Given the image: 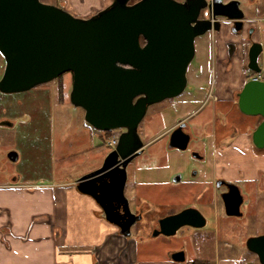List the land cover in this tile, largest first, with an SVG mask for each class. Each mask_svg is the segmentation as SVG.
Masks as SVG:
<instances>
[{"label": "water", "instance_id": "obj_1", "mask_svg": "<svg viewBox=\"0 0 264 264\" xmlns=\"http://www.w3.org/2000/svg\"><path fill=\"white\" fill-rule=\"evenodd\" d=\"M243 16L236 0H112L89 17H77L41 0H0V54L4 60L0 92L26 91L71 72L69 101L83 109L85 122L100 131L123 129L101 167L75 180L76 189L98 202L97 172L118 165L120 196L124 167L142 144L138 124L150 105L185 89L187 67L195 53L194 38L218 31L221 21L241 28ZM261 51L259 42L250 44L247 66L264 75V66L257 63ZM237 108L245 115L261 117L250 139L255 147L264 148V79L252 77L243 83L237 92ZM182 139L171 144L185 148L187 136ZM8 158L16 160L17 153L9 151ZM235 194L233 209L222 196L227 215L241 214L237 188ZM107 202L103 205L105 217L118 224L109 217L111 199ZM191 215L197 220H189ZM132 223L125 225L122 234H130ZM160 223L168 226L162 232L169 235L184 224L202 226L204 218L197 209L187 208ZM245 247L264 264V232L247 237ZM174 259L181 261L183 256Z\"/></svg>", "mask_w": 264, "mask_h": 264}, {"label": "rangeland", "instance_id": "obj_2", "mask_svg": "<svg viewBox=\"0 0 264 264\" xmlns=\"http://www.w3.org/2000/svg\"><path fill=\"white\" fill-rule=\"evenodd\" d=\"M41 1L50 4L55 2V0ZM68 1L74 4L73 8L68 7L70 12L86 13L88 10L105 6L109 0ZM212 43L213 40L207 34L197 36L194 41L195 54L187 67L185 89L174 97L166 98L148 107L139 125V133L145 142L183 116H192L188 122L191 123L197 136H200L202 130L211 133V130L219 128L215 126V122H211L212 111L218 106L215 96H219L216 89L211 92L209 87L210 76L214 69L211 62ZM3 68L4 60L0 54V76ZM71 83L72 74L67 71L60 78L36 85L26 91L0 92V116L15 120L11 129H0V182H10L12 176H15L17 181L27 182H46L53 176L56 180L71 179L96 163L101 150L105 152L110 150L111 147L105 139L117 129L104 132L87 124L83 118V109L74 107L69 101ZM241 87L240 84L238 88L230 86L228 89L227 102L235 111H239L237 92ZM218 117L224 122L222 114ZM251 120L254 128L261 117L253 116ZM162 142V140L155 141L143 154L134 158L132 165L138 166V176L146 179L157 177L158 174L163 173L160 170L162 166L165 175L169 177L178 170L180 162L190 158L185 152L175 151L164 154L161 148ZM9 151L17 153L16 160L8 158ZM211 151L208 144L205 154L209 159L212 155ZM152 162L157 168L155 172L149 168ZM250 181L241 182L243 191L249 198V202L244 203L242 207V216L226 217L222 214L221 202L215 195L214 208L220 215L217 221H213L212 224L210 222L211 230L210 226L204 230L209 229L208 241L203 239L201 243L199 238L195 240V251L198 249L200 252L201 249L210 258L216 242L220 247V255L237 256L239 264H245L247 258L255 264H260L257 256L245 247V239L264 232V175L261 179L255 178ZM166 198L165 202L178 201L172 195ZM179 200L182 201L183 198ZM40 216L39 219H42L43 215ZM202 235L204 234L200 236ZM7 237L6 234L5 238Z\"/></svg>", "mask_w": 264, "mask_h": 264}, {"label": "crops", "instance_id": "obj_3", "mask_svg": "<svg viewBox=\"0 0 264 264\" xmlns=\"http://www.w3.org/2000/svg\"><path fill=\"white\" fill-rule=\"evenodd\" d=\"M65 1L68 7L73 8L74 4L71 1ZM243 9L245 22L241 35L231 34L227 27L218 33L212 31L205 33L213 40L211 62L213 57L215 61L217 58L218 62L224 57L226 40L247 44L246 33L249 26L254 27L252 40L261 41L264 46V0H255L251 5L244 3ZM220 64L215 62L217 67L211 73L209 87L211 92L216 89L219 94L215 96L218 109L212 111V115L222 114L224 122L220 117L215 118V126L219 128L214 130L212 141L213 145L224 146L228 141L229 147L216 153L217 166L223 164L226 176L230 178L238 179L237 171L240 170L244 180L253 181L258 176L261 179L264 175V150L252 151L248 148L251 139L247 132L253 129L251 116L232 110L227 102L230 86L238 88L250 77L248 75L254 73L242 70L241 61H235V66L227 70ZM235 127L240 132V137L230 141L231 132ZM100 137L105 139L103 136ZM106 153L101 150L96 163L71 179L56 180L53 176L46 182L17 181V178L11 179L10 182H0V224L8 226L7 242L0 243V264H92L94 249L101 264H107L111 260L117 261L118 251H122L120 264H129L135 258L141 264L154 262L147 258L150 254L145 252L143 243L134 244L132 240L126 241L116 235L98 216V208L93 198L76 189L75 180L81 173L85 174L86 171L95 169ZM208 214L211 217V224L217 221L220 215L215 208ZM40 215H44L45 218L42 216L43 218L39 219ZM212 233H215L214 228ZM199 239L203 243V238ZM175 248V245L156 247L151 251L155 256L150 257L154 259L159 257L162 264H169L166 254ZM213 248L212 256L209 258L201 249L200 252L198 249L195 251L193 244L186 243L190 258L206 259L208 264H239L237 256L220 255L218 243L215 242ZM247 263L255 264L249 258L245 261V264Z\"/></svg>", "mask_w": 264, "mask_h": 264}, {"label": "flooded vegetation", "instance_id": "obj_4", "mask_svg": "<svg viewBox=\"0 0 264 264\" xmlns=\"http://www.w3.org/2000/svg\"><path fill=\"white\" fill-rule=\"evenodd\" d=\"M111 1L112 0H109L105 6H107ZM134 1L136 0H130V2ZM236 1H238L239 6L244 13L242 23L240 25L242 29L238 28V25H232L229 21H221L219 25V30L212 32L218 33L222 30V28L227 27L228 31L233 35L242 34L245 22V10L243 9V4L247 3L251 5L255 3V0ZM53 4L61 6L62 8L70 12V8H68L65 0H55ZM105 6H102L96 10H90L88 13L86 12L85 14L72 12L70 13L73 15L75 14V16L77 17H89L90 15L94 14L96 11L102 9ZM202 15L205 14L203 13ZM253 32L254 27L249 26L246 33L248 43L245 45H242L241 42L239 43L238 41L234 40L225 41V55L222 59H219V62L221 63L220 65L223 67L224 70H227L229 67L233 68V66H235V61H241V69L244 71H250L251 73V70L247 66V55L248 48L252 42H259L261 44L262 51L258 55L257 63L260 67L264 66V46L261 41L252 40L251 37ZM141 42L143 43L142 39ZM217 60V58L216 61L214 57L212 58V63H214L212 65L213 68L217 67L215 66V62L219 63ZM199 70L201 71L202 67L199 68ZM248 76L250 77H248L246 80L252 78L253 74H250ZM208 98L206 100H208ZM1 116L0 129H11L14 126L15 120L11 117ZM218 116L219 115H212L211 122L214 123L215 118ZM191 117L192 116H183L179 118L177 121L173 122L168 127L162 129L159 134H156L146 142L139 133V122L137 132L142 144L138 148L137 154L124 167L125 179L122 183V195L119 196L118 194L119 184L121 182L120 171L118 169L120 167H118V165H113L109 168L101 169L97 172L95 176V190L98 199V202L95 203L98 208V216H100L102 220L113 229L116 235L123 237L126 241L132 240L134 244L143 243L145 245V252L147 254H150V256H155L154 254H152L153 252L151 251L154 250V248L156 247L175 245L176 248L169 250L166 254V260L169 262V264H194L196 260H206L197 259L196 257L190 258V255L186 250V243H191L194 245L195 240L197 238H203L205 241H208L207 238L209 229L206 231L204 230L210 226L211 217L208 213L212 212L214 209L215 195L221 202V213L224 214L226 217L242 216V207L243 205H245L244 203H246L247 201L249 202V198L247 194L243 191L244 188L241 183L242 181H244L242 177V171H237V176L239 178L234 179L226 176L223 164L217 166V162L215 160L216 153L223 151L224 148H228L229 146L227 147V145L229 143L227 142V145L225 146L221 144L213 145V130H211V133L202 130L200 136H197V134L191 127V123L188 122ZM117 131L121 132L123 131V129H117ZM251 131L247 133L251 134ZM231 134L232 136L230 137V141H234L235 139H238L240 137V132L236 127L232 130ZM184 135L187 136L185 148L181 149L171 144L181 143L183 141L182 137ZM157 140L163 141L161 148L164 150V154L165 152L170 153L175 151L185 152L190 158L184 162H180L178 170H175L176 172L173 175H170L169 177L165 175L164 169L161 166L160 170H162L164 174H158L157 177H150L149 179H146L145 177L142 178L138 176V166L132 165V162L135 157H138L139 155L143 154L147 150V148L150 147ZM208 144L212 149V155L210 156V159L205 154ZM248 148L252 151L258 149L264 150V148L255 147L252 143H250V147ZM110 149H112V147ZM102 163L103 159L96 167V169L100 168ZM151 164L152 165H150L149 168H151V170L155 172L157 168L155 167V164L153 162ZM15 178V176L10 177V179L12 180ZM257 178L260 179L259 176ZM236 188L238 189L241 195V203L238 207V210L241 212V214L227 215L225 213L222 196L227 199L228 203L232 207L231 209H233V205L236 200ZM171 195L177 198L178 201L165 202L167 199L166 197L169 198ZM181 197L183 198L182 201L179 200ZM108 199H111L112 205V211L109 217L118 221V224L110 222L105 217L103 205L108 204ZM187 208L197 209L204 218V224L199 227L193 226L191 224H184L179 226L173 234H164L162 230L168 228V226L165 223L161 225V219L176 214ZM43 217L45 218L44 215ZM189 220L196 221L197 218L194 215H191L189 216ZM131 221H133V223L128 228L130 234L126 236L122 234L121 231H123L125 225H127ZM7 231L8 226L0 224V243L7 242V239L5 238ZM200 233H203L204 235L200 236ZM96 253L97 251L94 249L92 251V264H101L98 261ZM179 254L183 256V260L181 261L174 259V257ZM121 256L122 251H118L117 261L113 262L112 260H107V264H120L119 260L121 259ZM150 256L148 255L147 258L150 261H154L151 262V264H162V260H160L161 258L156 257L154 259V257ZM129 264L141 263L135 258V260L130 262Z\"/></svg>", "mask_w": 264, "mask_h": 264}, {"label": "built area", "instance_id": "obj_5", "mask_svg": "<svg viewBox=\"0 0 264 264\" xmlns=\"http://www.w3.org/2000/svg\"><path fill=\"white\" fill-rule=\"evenodd\" d=\"M255 79H264V75L262 72L259 73H254L253 76ZM118 131H114L112 132V134L106 139V143L110 146V147H114L117 143V139H118ZM249 264V263H247Z\"/></svg>", "mask_w": 264, "mask_h": 264}, {"label": "trees", "instance_id": "obj_6", "mask_svg": "<svg viewBox=\"0 0 264 264\" xmlns=\"http://www.w3.org/2000/svg\"><path fill=\"white\" fill-rule=\"evenodd\" d=\"M61 77V75L60 76H58V78H60ZM104 132H107V131H104ZM109 132V131H108ZM194 264H208V261L207 260H196L195 262H194Z\"/></svg>", "mask_w": 264, "mask_h": 264}]
</instances>
